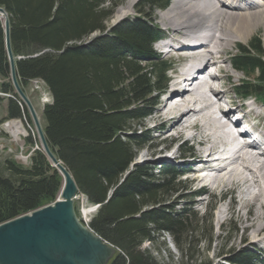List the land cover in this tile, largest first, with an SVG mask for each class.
<instances>
[{"label":"trees","instance_id":"1","mask_svg":"<svg viewBox=\"0 0 264 264\" xmlns=\"http://www.w3.org/2000/svg\"><path fill=\"white\" fill-rule=\"evenodd\" d=\"M168 2L140 0L136 16L109 26L113 14L103 7L105 0H0L18 84L25 91L40 79L51 91L53 104L43 111L47 144L79 192L101 206L89 227L117 248L110 264H160L143 244L161 231L174 239L180 264H198L184 238L193 212L163 204L182 184L183 173L161 165L156 178L147 165L135 164V150L150 139L149 131L130 130L150 115L154 95L167 84L168 64L153 50L162 37L153 16ZM230 62L244 76L235 94L264 103L262 39L239 45ZM0 81V92L13 96L7 118L22 117L1 23ZM62 186V176L43 153L28 169L10 160L0 164V225L52 204ZM254 261L245 250L226 259L228 264Z\"/></svg>","mask_w":264,"mask_h":264},{"label":"bare ground","instance_id":"2","mask_svg":"<svg viewBox=\"0 0 264 264\" xmlns=\"http://www.w3.org/2000/svg\"><path fill=\"white\" fill-rule=\"evenodd\" d=\"M134 3L127 2L116 19L122 18ZM263 6L264 0L173 1L161 16V22L171 33L167 38L170 48L164 55L188 63L181 74V83L191 85V89L163 91L166 98L162 99V109L153 119L160 122V128H168L171 142L186 138L200 147L192 156L191 165L197 168L191 167V172L196 174L194 181L207 183L201 192L210 188L212 194L219 192L226 197L240 191L239 198L233 196L230 203L223 205L220 215L237 216L241 225L245 224L242 225L243 240H250L256 246L262 244V249L264 215L259 214V208L264 211V150L258 147L264 146V112L257 100L236 105L230 97L229 80L226 87L222 83L230 77L225 55L231 46L247 41L254 31L264 26ZM4 18L1 14V20ZM236 111L241 113L240 122H256L254 128L260 131V141L247 145L242 141L245 136L235 133L240 122L232 126L229 118ZM12 133L16 137L22 130ZM171 156L177 158L175 154ZM86 213L90 214L88 210Z\"/></svg>","mask_w":264,"mask_h":264},{"label":"rangeland","instance_id":"3","mask_svg":"<svg viewBox=\"0 0 264 264\" xmlns=\"http://www.w3.org/2000/svg\"><path fill=\"white\" fill-rule=\"evenodd\" d=\"M130 1L135 2L134 6L130 10L125 12L122 18L116 19L117 13L120 10H123V8L126 6V3ZM138 1L139 0H105V4L103 5V7L108 8L109 11L113 14L108 25L113 26L127 17L134 16ZM162 14V11H158V13L153 16V18H155L156 23L160 26L162 31H164L165 36L169 37L171 33H169L164 23L161 22ZM5 19L6 16L4 20H1L0 14V23L5 24ZM211 21L215 22V20L213 19ZM95 36L96 35H93L92 38ZM257 37H260L262 39L264 46V26H261L259 30L254 31V33L249 37L247 41L238 42L235 45L231 46L228 50V53L225 55L227 60L226 65L228 67L230 77L225 79V83H222V86L225 85L224 87H226V82L229 80L227 84L230 91V97L234 100L236 105H245L248 101L252 102L255 99L250 98L249 100L243 102L240 100V98H238V96L236 97L234 95V85L242 82L244 76L232 69L230 60L232 55L236 53V48L238 45H247L248 42ZM154 50L158 55L161 56V60L168 62V64L170 65L174 63L177 64L178 59H171L168 56H162L157 47H154ZM171 76L172 73H169L168 78H170ZM169 86L170 84L168 83L167 87L160 92V95L156 94L154 96L157 103L151 108L150 116L131 125V131L136 130L138 132H144L145 130H148L149 134L147 136L150 138L146 144H144L141 148L135 150L136 156L134 163L137 165H147L149 168L154 170L153 173L156 178L159 177L158 168H160L161 165H169L177 173H182V171L184 170H186L185 173H188V175H185L180 179V182H182V184L174 188V191H172L169 196L163 199V204L172 207L175 211L186 210L193 212L194 216L193 218H191L192 220H190V223L188 225V229L190 232H188V234L185 235L184 238L185 240L189 241L188 243H191L190 245L192 249L190 252V256L195 261H197L198 264H228L226 262V259L230 257V254L233 251L242 250L248 251V254L251 257L255 258L253 264H264V249H262V244H258L260 246H256L250 240H243L244 231L242 229V225L244 226L245 224L241 225V223L238 221L237 216L220 215L221 211L224 210L223 205L230 203L233 196L239 198L240 191H237L233 194H228L226 197H224L223 194L219 192L212 194L211 189L209 188V190L205 189L207 195H205L203 199L194 196V192L203 189V186L207 184H205V182L200 183L194 181V177L196 176V174L192 173V170L197 168L195 166L192 167L191 165V163L194 162L193 155L200 150V147H198L197 143L193 140H186V138H181L176 142H171V140L169 139L168 128H160V122H156L153 120L156 116H158V111L162 109V92L167 90ZM27 97L33 103V106L37 112L36 115L39 124L41 125L42 129H44L46 121L43 118V111L38 102L39 96L33 93L30 87L27 90ZM260 109L264 112V106L260 105ZM5 118L6 102H0V121L4 120ZM154 126L156 127V129L154 128ZM167 147L168 150L171 151L165 150ZM163 150L164 152L162 153ZM172 154H175L177 158H173L171 156ZM10 159L15 160L14 156L3 154L2 156H0V164L4 166V162ZM201 200L204 201L199 203ZM220 205V208L222 210L219 209L218 214L216 215V213L214 212V208L216 210V208H218V206ZM88 207L89 205H86V201L80 200L78 203H76V208H78V210L80 208ZM245 211L247 212L248 209ZM259 214H261L262 216L264 215L263 209L259 208ZM219 215L221 217H219ZM218 222H221L220 225ZM261 222L263 224L264 220H262ZM143 249L149 251L160 264H180V262L182 261L181 253L178 251L174 239L170 234L164 231H161V233H155L153 242H145L143 244Z\"/></svg>","mask_w":264,"mask_h":264},{"label":"water","instance_id":"4","mask_svg":"<svg viewBox=\"0 0 264 264\" xmlns=\"http://www.w3.org/2000/svg\"><path fill=\"white\" fill-rule=\"evenodd\" d=\"M0 13L5 14V10L0 8ZM4 29L14 87L34 117L44 150L63 177V188L54 204L0 225V264H109L117 248L79 220L74 200L79 189L68 168L50 151L32 106L18 85L7 20Z\"/></svg>","mask_w":264,"mask_h":264},{"label":"clouds","instance_id":"5","mask_svg":"<svg viewBox=\"0 0 264 264\" xmlns=\"http://www.w3.org/2000/svg\"><path fill=\"white\" fill-rule=\"evenodd\" d=\"M20 105V104H19Z\"/></svg>","mask_w":264,"mask_h":264}]
</instances>
